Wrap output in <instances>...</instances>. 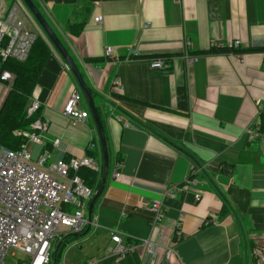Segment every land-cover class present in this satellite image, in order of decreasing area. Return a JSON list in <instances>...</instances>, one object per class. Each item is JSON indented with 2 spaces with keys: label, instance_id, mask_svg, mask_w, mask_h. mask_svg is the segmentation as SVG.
Returning a JSON list of instances; mask_svg holds the SVG:
<instances>
[{
  "label": "crops",
  "instance_id": "1",
  "mask_svg": "<svg viewBox=\"0 0 264 264\" xmlns=\"http://www.w3.org/2000/svg\"><path fill=\"white\" fill-rule=\"evenodd\" d=\"M31 1L90 89L108 154L87 225L57 264H256L252 249L264 244V153L247 130L259 128L264 114V0ZM13 7L47 41L21 0H0V19ZM212 43L228 50L211 53ZM154 57L165 59L164 70L148 69ZM74 91L51 47L33 92L47 128L43 146L30 149L33 158L48 149L68 161L87 155L93 142L96 191L102 153L94 121L90 113L82 124L62 115ZM7 94L0 83V108ZM116 164L120 180L113 178ZM173 190V198L166 195ZM153 200L164 216L152 237L172 252L150 258L135 246L124 259L111 256V234L123 245L149 236Z\"/></svg>",
  "mask_w": 264,
  "mask_h": 264
},
{
  "label": "built area",
  "instance_id": "2",
  "mask_svg": "<svg viewBox=\"0 0 264 264\" xmlns=\"http://www.w3.org/2000/svg\"><path fill=\"white\" fill-rule=\"evenodd\" d=\"M13 7L5 19H0V68L7 60L23 62L26 60L32 44L38 37L29 30L23 19L16 16ZM101 17L95 22H101ZM239 42H234L237 46ZM186 47L190 46L186 42ZM212 48L217 44L212 43ZM131 52V51H130ZM112 55V48L106 47L104 57ZM135 52L130 56L136 57ZM192 61H196L195 58ZM166 61L162 57L152 58L148 62L150 71L164 70ZM65 68L67 69L66 65ZM14 76L0 70V83L8 89L13 83ZM113 88L120 89L118 81H113ZM82 95L78 91L72 92L66 99L62 115L73 124H82L89 116V112L81 106ZM40 108L37 99L32 95L31 103L27 109V116L32 115ZM31 133H18L25 138L18 149L9 150L0 148V264L9 251H18L28 258L26 264H53L52 253L55 239L62 233L79 234L87 225L86 209L88 201L93 197L95 190L88 187L77 175L80 168H88L95 173L100 172V167L87 155L71 158L65 161L60 157H53L52 153L43 150L33 158V146H43L42 133L47 128V123L36 120L30 126ZM250 139H257L264 153V133L258 128L247 130ZM58 141L53 142L56 147ZM95 144L90 141L87 150L94 149ZM116 164L113 178L120 180ZM177 190L169 191L167 196L173 198ZM198 198V196H197ZM152 214L150 233L147 238L138 240L136 244L123 245L117 233L111 234L113 246L109 254L117 259H124L135 246L145 249L150 258H154L160 250L171 253L169 247L156 242L153 235L159 232L164 216V209L160 200H153L149 204ZM159 228V229H158ZM180 220L174 224V235L180 237ZM252 259L256 264H264V244L252 249ZM25 264V263H20ZM96 264L92 260L86 263Z\"/></svg>",
  "mask_w": 264,
  "mask_h": 264
},
{
  "label": "trees",
  "instance_id": "3",
  "mask_svg": "<svg viewBox=\"0 0 264 264\" xmlns=\"http://www.w3.org/2000/svg\"><path fill=\"white\" fill-rule=\"evenodd\" d=\"M51 45L39 36L31 46L29 54L25 61L17 62L7 60L2 63L1 69L10 72L14 76L13 83L8 89V94L0 108V146L4 149L16 150L25 142V138L18 133L29 132L31 124L36 120H42L40 117V108L32 115L27 116V106L32 97L40 73L45 62L51 54ZM53 48V47H52ZM225 48H212L211 53L224 52ZM260 51V50H257ZM157 58V57H154ZM259 131L264 133V114L260 117ZM44 149H42L43 151ZM49 151L48 149H45ZM88 157L94 159L93 149L87 150ZM103 170V166L101 172ZM77 175L88 187L93 188L95 181V172L88 168H80ZM99 184L96 186L98 189ZM76 234H66L59 242L55 243L52 253V261L57 264L58 257L63 246L75 238Z\"/></svg>",
  "mask_w": 264,
  "mask_h": 264
},
{
  "label": "water",
  "instance_id": "4",
  "mask_svg": "<svg viewBox=\"0 0 264 264\" xmlns=\"http://www.w3.org/2000/svg\"><path fill=\"white\" fill-rule=\"evenodd\" d=\"M21 2L24 4L25 8L28 10V12L31 14L32 18L35 20L41 31L43 32L44 36L46 37L47 41L50 43V45L53 47V49L58 53V55L61 57L63 62L65 63L67 69L70 71L72 77L74 78L77 87L79 89V92L83 96V99L88 107L89 113L94 121L101 153H102V174L100 178V184L98 189L93 195V198L89 204L88 207V218L91 214V206L93 204V201L101 194L104 182L107 176L108 172V154L106 149V140L105 135L103 132V128L101 125V122L99 120L97 108L95 106L92 94L90 89L87 87L85 82L83 81L78 69L76 68L75 64L73 63L71 57L67 53L66 49L62 45V43L59 41L57 36L54 34V32L51 30V28L48 26L42 15L39 13L37 8L34 6L33 2L31 0H21ZM77 235V234H76ZM55 264V263H54Z\"/></svg>",
  "mask_w": 264,
  "mask_h": 264
},
{
  "label": "rangeland",
  "instance_id": "5",
  "mask_svg": "<svg viewBox=\"0 0 264 264\" xmlns=\"http://www.w3.org/2000/svg\"><path fill=\"white\" fill-rule=\"evenodd\" d=\"M21 18H23V17H21ZM31 99H32V97L29 99V104H28L26 109H28V107L31 103ZM81 103L84 105L86 104L84 99L81 100ZM0 148H1V146H0ZM22 262L26 264L28 262V258L26 256L22 255L20 252L12 251V250L7 253V255L5 256V258L3 260V264H20Z\"/></svg>",
  "mask_w": 264,
  "mask_h": 264
}]
</instances>
